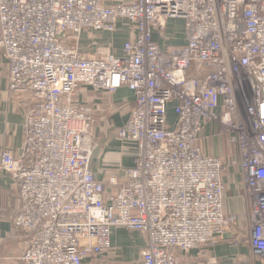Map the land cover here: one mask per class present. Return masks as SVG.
Here are the masks:
<instances>
[{
    "label": "built area",
    "instance_id": "1",
    "mask_svg": "<svg viewBox=\"0 0 264 264\" xmlns=\"http://www.w3.org/2000/svg\"><path fill=\"white\" fill-rule=\"evenodd\" d=\"M182 20L185 44L168 42ZM129 37L116 54L84 56L80 39ZM0 49L11 93L27 87L17 157L0 169L17 186L13 227L24 232L25 264H84L107 255L115 229L138 232L139 264H177V253L212 247L237 225L224 213V163L203 153L202 134L225 139L248 204V244L264 259V0H0ZM133 94L115 130L134 165L95 178V111L81 90Z\"/></svg>",
    "mask_w": 264,
    "mask_h": 264
},
{
    "label": "crops",
    "instance_id": "2",
    "mask_svg": "<svg viewBox=\"0 0 264 264\" xmlns=\"http://www.w3.org/2000/svg\"><path fill=\"white\" fill-rule=\"evenodd\" d=\"M178 20H169L166 29L174 27ZM126 30V28H124ZM113 52L118 54L122 43L128 39L127 32L118 30ZM122 34V35H121ZM168 42L155 35V41L161 46H180L185 44L184 25L178 33L167 31ZM123 36V40H121ZM119 37V38H117ZM120 39V40H117ZM7 63L0 49V155L9 151L14 157L20 154L24 142V118L34 103L32 92L24 87L11 93L8 89ZM80 102L92 107L95 111L93 136L98 141L93 157L95 178L104 181L111 174L117 175V187L126 185L120 173L123 168L134 165L131 153L121 151L120 143L114 137L115 130L122 127L130 114L134 102L133 94L121 88L111 95L94 93L90 90L79 92ZM212 127L205 128L202 134L201 148L203 153L220 157L224 149L223 142H218L211 135ZM232 183L224 178L225 198L224 213L237 217V226L229 229L222 242L212 247H197L187 254L177 253V264H264V259L254 255L248 244L247 202L241 197L239 176L234 173ZM235 180L236 182H234ZM20 209L17 186L10 176L0 169V264H25V234L13 227L12 220ZM146 246V238L138 232L115 229L111 234V250L101 259L88 264H139L140 252ZM84 262V264L86 263Z\"/></svg>",
    "mask_w": 264,
    "mask_h": 264
},
{
    "label": "rangeland",
    "instance_id": "3",
    "mask_svg": "<svg viewBox=\"0 0 264 264\" xmlns=\"http://www.w3.org/2000/svg\"><path fill=\"white\" fill-rule=\"evenodd\" d=\"M178 23L174 25V27H170L166 29V34L167 31H171L172 33H178V31H180L181 26L183 25L182 20H178ZM124 28H126V30L128 29V25L126 23H121L119 25V27L117 28L116 32L114 34H107V33H93V34H89L88 36H84L80 39V43L79 46L81 47V53L88 57V56H93L95 58H101L104 57L106 55L107 52L112 51V49H114V43H115V38L116 35L119 34L118 30H122V34L124 31H126ZM129 31V30H128ZM118 33V34H117ZM121 34V35H122ZM119 35L121 38V40H123V36ZM159 36V35H157ZM127 38L129 37V32H127ZM119 38V37H117ZM120 40V39H117ZM120 40V41H121ZM77 100L80 102L79 99V95L77 97ZM96 118V116H95ZM95 143L98 144V141L94 138ZM223 144H224V149L222 150L220 157L223 160L224 165V171H223V178H227L229 181V184L232 183V179L234 178V173L235 169L231 168L228 166L227 163H229V160H233L235 159V157H233L235 155V150L233 149V147L229 146L226 142V140H223ZM94 157V156H93ZM224 181V180H223ZM234 182H236L235 180H233ZM241 186V197L243 198V187H242V182L240 180V182H238ZM237 225L233 226L230 228V230L234 227H236ZM226 234V233H225ZM224 234V235H225ZM199 248V247H198ZM85 264H88L87 262Z\"/></svg>",
    "mask_w": 264,
    "mask_h": 264
},
{
    "label": "trees",
    "instance_id": "4",
    "mask_svg": "<svg viewBox=\"0 0 264 264\" xmlns=\"http://www.w3.org/2000/svg\"><path fill=\"white\" fill-rule=\"evenodd\" d=\"M18 198H19V195H18ZM19 210H20V209H19ZM18 212H19V211H18ZM17 214H18V213H17ZM17 214H16V215H17ZM14 218H15V216H14ZM14 218H13V219H14ZM12 222H13V220H12Z\"/></svg>",
    "mask_w": 264,
    "mask_h": 264
}]
</instances>
